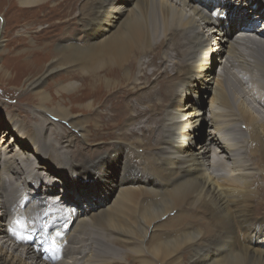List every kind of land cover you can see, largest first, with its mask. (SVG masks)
Masks as SVG:
<instances>
[{
    "label": "bare ground",
    "instance_id": "1",
    "mask_svg": "<svg viewBox=\"0 0 264 264\" xmlns=\"http://www.w3.org/2000/svg\"><path fill=\"white\" fill-rule=\"evenodd\" d=\"M17 1L29 9L55 1L67 15L37 32L43 55L35 69L78 68L79 84L62 87L80 99L70 107L81 112L78 121L61 105L54 114L77 123L84 147L99 149L81 150L79 171L69 162L70 173L60 171L44 158L46 127L29 135L14 118L5 121L0 264H112L117 245L130 244L125 255L138 264H264V221L253 217L264 214L253 189L264 182V0ZM75 20L78 41L49 55ZM3 31L1 22L0 49ZM48 102L47 95L40 100ZM23 192L29 207L49 197L70 218L56 233L27 224L28 237L13 235L7 226L17 223L7 217L20 213ZM165 215L169 224L161 222ZM39 235L48 247L36 246Z\"/></svg>",
    "mask_w": 264,
    "mask_h": 264
},
{
    "label": "rangeland",
    "instance_id": "2",
    "mask_svg": "<svg viewBox=\"0 0 264 264\" xmlns=\"http://www.w3.org/2000/svg\"><path fill=\"white\" fill-rule=\"evenodd\" d=\"M81 1L82 0H80L79 3ZM50 2H45L29 9L21 8L19 4H17V0H12L11 3L8 0H0V23L4 22L3 40L0 49V132L5 130V121L7 122L9 118H14L15 121L21 123L26 130L25 132L29 135L40 132L42 128L46 127L42 137L49 140V144L44 158L49 161L53 168L59 169L60 171L65 170L67 173H70L67 162H69L71 166L75 165V168L79 171L81 164L80 152L83 148H85L87 152H91L90 154L99 148L95 145L84 147L82 145L77 123L73 124L54 114V110L61 105L60 107L70 110L71 116L75 117V120L78 121V116L81 112H79L78 109H70L72 103L80 102L78 95L73 96V94H67L62 90V87L66 86L68 83L79 84L77 76L79 71L78 68L69 65L54 66V70L50 74L45 72V68H42L40 72L35 69L37 68V64L34 58L43 55L41 48L34 44L37 32L40 29L46 28L47 22L57 23L67 19L66 14L61 13V11L54 7L56 2ZM72 17L78 18L77 10L74 11ZM79 27L77 20L73 22L72 33L69 27L64 26L60 31V39L52 45L49 50V55H55L57 53L55 50L56 46H65L68 44V41L72 40L78 41L80 38ZM233 35H235V33ZM207 36L208 34L205 32V37ZM163 50V47H159L153 52L151 56L153 66L156 65V62H160V55ZM27 52L31 53L24 54ZM47 59H49V56ZM47 59L42 65L48 64ZM32 61L34 62L33 66H31ZM49 63L53 62L51 61ZM218 73L219 70L216 69L215 80L217 79ZM239 74L245 85L249 86L246 81L245 73ZM66 75H68V77H66ZM27 80L40 88L34 90L26 86ZM39 80L40 82L37 85V81ZM58 80H65V82H58ZM142 80L147 81L146 78ZM44 95L49 97V106L40 103ZM210 99L211 94L207 93L200 101L201 109L205 113V116H208L207 110ZM74 105L78 106L79 104ZM10 114L13 115V117H10ZM207 127L208 126H205L206 131L208 130ZM242 153L246 154V150H242ZM254 161H256V158L252 159V162ZM50 178H55L54 173ZM254 183L255 188L253 189H255L254 192L257 198H259L255 204H259L264 208V198H261L264 197V182L255 181ZM4 184L6 190L11 187L8 179H5ZM28 196L29 195L25 192L20 194L18 202V205H21V207L18 208L20 213L11 214L12 220L8 218L9 216L7 217L8 221L16 220L17 227H15L14 230L11 225L7 226L8 229L12 230L10 232L13 235L18 233L20 237H28L30 234L29 229L26 231L24 229V226L27 224L31 230H52V233H56V227L64 222L65 219L70 218L71 211L64 209L49 197L45 198L43 202H38L29 207L31 201ZM96 202L97 201L94 200V204ZM87 205L90 209H94L92 202L87 203ZM261 212L263 211L261 210ZM141 215L142 214L139 216ZM166 217V215L164 217L162 216L161 222L164 221L162 223L169 224V222H167L168 218ZM253 217H258L260 220L262 219V221H264L263 213L253 214ZM72 230L73 227L67 230V232L71 233ZM75 231V234H80L78 230ZM84 234L87 237V233ZM34 240L38 248L49 246L48 243H44L40 235L35 237ZM50 243L56 244V240L53 238ZM129 247L133 248L132 244L127 245V247L125 245H117L118 251L115 252V254H111V259L115 258L112 264H121L120 262H123L122 264H138L136 262L138 260L135 256L125 255V250L130 249ZM122 255L124 257H122ZM120 256L121 258H119Z\"/></svg>",
    "mask_w": 264,
    "mask_h": 264
}]
</instances>
